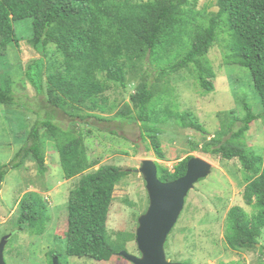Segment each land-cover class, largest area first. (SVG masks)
<instances>
[{
	"label": "trees",
	"instance_id": "16d2710c",
	"mask_svg": "<svg viewBox=\"0 0 264 264\" xmlns=\"http://www.w3.org/2000/svg\"><path fill=\"white\" fill-rule=\"evenodd\" d=\"M195 1L0 0V60L8 46L18 47L20 43L14 23L31 19L27 42L40 57L28 66L25 80L37 94L44 89L47 103L73 119L86 116L79 115L81 109L91 113L111 111L104 95L110 84L125 89L127 77L136 75L140 81L130 96L132 108L124 105L114 116L139 121L141 136L149 139L156 159L164 160L159 119L172 118L182 129L203 135L206 132L190 110L179 112L171 94L155 90L152 84L169 73L192 67L198 87L203 93H212L215 75L206 55L221 30L227 34L225 64L250 72L264 116V0H216L217 11L207 18L192 11ZM53 55L59 62L51 58ZM148 65L155 66L156 82L149 81ZM9 84L4 79L0 83V105L13 103ZM242 109L241 118L232 111L222 115L221 129L202 145L201 151L227 161L237 159L246 173L242 198L254 213L247 216L241 207L232 206L226 213L224 240L232 251L258 249L264 264V246L257 248L264 228V155L249 153L240 142L256 119L247 104H242ZM236 123L239 126L233 129ZM41 129H46L55 143L64 178L80 177L68 194L66 230L55 239L62 241L67 257L108 262L135 238L134 234L125 237L119 233L112 245L106 239L114 187L130 171L106 165L86 173L98 162L89 159L79 133L62 130L51 118L35 123L10 165L0 166V185L7 171L19 168L24 160L34 162L40 174L46 172ZM191 158L178 162L172 171L155 163L159 181L169 183L181 178ZM17 207L15 230L41 236L50 221L47 205L29 192ZM55 257L58 264H64L61 254L54 251L47 255L48 264Z\"/></svg>",
	"mask_w": 264,
	"mask_h": 264
},
{
	"label": "rangeland",
	"instance_id": "374dc122",
	"mask_svg": "<svg viewBox=\"0 0 264 264\" xmlns=\"http://www.w3.org/2000/svg\"><path fill=\"white\" fill-rule=\"evenodd\" d=\"M113 1V0H112ZM116 1V0H115ZM144 2L146 0H133ZM216 0H196L192 11L209 17L217 11ZM15 34L20 38L18 47L8 46L0 60V83L9 80L13 95L11 105H0V166L10 165L14 154L21 148L27 133L37 122L51 118L62 130H74L83 137L89 159L99 166H115L129 170V175L114 187L112 202L106 221L108 243L115 244L117 235H135L138 218L148 208V197L143 176L138 171L141 162L151 160L172 171L186 157H199L211 165L206 178L196 182L185 198L177 222L164 243L165 258L179 264H263L258 249L232 251L224 240L226 213L232 206H239L247 216L254 209L245 205L242 192L245 177L237 159L224 160L218 155L205 154L202 145L222 127V115L233 112L243 117L242 104H247L256 119L244 133L241 144L254 155H264V116L253 85L250 72L238 66L225 64L227 34L222 30L212 44L206 58L215 75L214 91L206 94L198 87L192 67L169 73L160 81L153 74L155 66L148 65L149 81L155 90L168 91L176 109L190 110L205 130V134L193 129H182L173 119L162 117L159 125L160 148L164 160L156 159L149 139L142 137L139 121L128 122L114 115L124 106H131L139 77L128 76L125 89L110 84L104 94L107 106L113 108L104 113H78L83 119L69 118L64 112L47 103L45 91L37 94L27 84L25 72L40 55L27 42L31 36V19L14 23ZM59 62L57 56H52ZM145 69L143 65L142 70ZM68 111H74L68 108ZM101 119L97 120L94 117ZM167 119V120H166ZM239 126L236 123L232 128ZM45 156L46 172L40 174L34 162L24 160L15 170H8L0 185V239L13 234L4 249L6 264H48L49 252H58L64 264H132L121 256H113L108 262H96L86 258L67 257L63 243L55 235L66 230V202L69 192L76 186L79 176L66 180L59 165L54 141L46 129L39 131ZM225 136L223 139L227 138ZM17 162V161H15ZM35 193L46 205L50 221L41 236L15 230L18 203L26 193ZM264 246V228L258 238V246ZM140 257L135 238L125 244V250ZM262 259V260H261Z\"/></svg>",
	"mask_w": 264,
	"mask_h": 264
},
{
	"label": "water",
	"instance_id": "95a60500",
	"mask_svg": "<svg viewBox=\"0 0 264 264\" xmlns=\"http://www.w3.org/2000/svg\"><path fill=\"white\" fill-rule=\"evenodd\" d=\"M211 165L199 157L188 160L185 174L169 183H162L157 177V168L153 161L144 160L138 170L143 176L148 197V208L138 218L135 232V242L140 257H134L126 251H120L119 256L132 264H179L170 263L164 254V243L175 226L183 208L185 198L194 184L207 177ZM9 236L0 239V264L4 261V249ZM52 264H58L57 257Z\"/></svg>",
	"mask_w": 264,
	"mask_h": 264
}]
</instances>
